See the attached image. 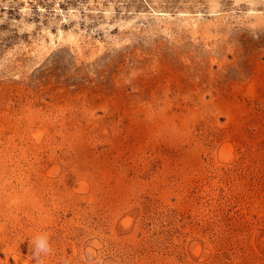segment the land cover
I'll return each instance as SVG.
<instances>
[{"label": "rangeland", "instance_id": "rangeland-1", "mask_svg": "<svg viewBox=\"0 0 264 264\" xmlns=\"http://www.w3.org/2000/svg\"><path fill=\"white\" fill-rule=\"evenodd\" d=\"M0 264H264V0H0Z\"/></svg>", "mask_w": 264, "mask_h": 264}, {"label": "clouds", "instance_id": "clouds-1", "mask_svg": "<svg viewBox=\"0 0 264 264\" xmlns=\"http://www.w3.org/2000/svg\"><path fill=\"white\" fill-rule=\"evenodd\" d=\"M52 249L49 244L47 235H39L35 238L34 251L32 252V258L39 261L42 256L51 254Z\"/></svg>", "mask_w": 264, "mask_h": 264}]
</instances>
